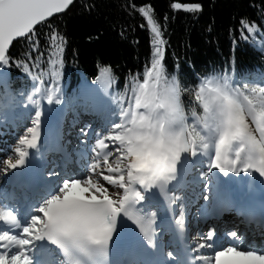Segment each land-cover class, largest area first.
<instances>
[{
	"label": "snow or ice",
	"instance_id": "1",
	"mask_svg": "<svg viewBox=\"0 0 264 264\" xmlns=\"http://www.w3.org/2000/svg\"><path fill=\"white\" fill-rule=\"evenodd\" d=\"M72 5L74 0H0V123L27 111L32 124L17 138L15 158L4 160L0 173L8 178L11 172L34 189L23 213L0 205V264H264V249L217 247L215 229L194 246L167 251L161 241V204L178 237L184 239L188 232L184 199L176 195L188 164L201 168L198 178L206 187V201L212 199V177L217 181L216 198L224 195L219 174L264 178V73L238 78L233 61L230 69L197 76L196 84L182 83L179 65L170 73L164 63V25L151 5L139 8L153 37V52L143 72L131 75L124 92L114 94L113 69L106 66L97 77L103 93L93 95L92 104L99 124L80 128L81 142L93 141L86 172L77 176L49 169L41 174L32 165L31 158L44 150L42 118L67 103L62 85L67 38L50 18ZM84 7L91 11L93 6ZM171 7L193 14L203 10L200 3L174 2ZM241 23L242 39L264 50V38L256 39L264 37V27ZM42 24L49 28L46 61L39 50L37 26ZM22 39L29 49L14 57L10 49ZM13 66L31 80L30 91L13 89L8 72ZM237 199L246 200L245 208L254 207L247 193L237 194ZM249 219L256 217L249 214ZM259 220L264 224V185ZM128 221L139 236L136 245L121 254L115 241ZM227 236L242 239L237 230ZM202 249L214 254H203Z\"/></svg>",
	"mask_w": 264,
	"mask_h": 264
},
{
	"label": "trees",
	"instance_id": "2",
	"mask_svg": "<svg viewBox=\"0 0 264 264\" xmlns=\"http://www.w3.org/2000/svg\"><path fill=\"white\" fill-rule=\"evenodd\" d=\"M174 2L200 3L203 10L195 14L175 10L171 7ZM84 5L93 6L92 10ZM146 5H151L154 17L164 25V63L170 73L177 72L179 65L182 83L196 84L197 76L230 69L233 61L238 78L264 73V50L241 35L242 21L264 27V0H75L66 12L51 19L67 38L63 83L80 78L93 80L110 66L117 78L115 90L124 92L130 76L143 72L153 52L152 34L139 11ZM37 28L39 50L46 61L49 28L47 24ZM262 38L256 37L257 41ZM28 49L22 39L14 42L10 52L19 57ZM8 72L28 78L16 66ZM25 86L20 82V89ZM185 103L187 106V95Z\"/></svg>",
	"mask_w": 264,
	"mask_h": 264
},
{
	"label": "rangeland",
	"instance_id": "3",
	"mask_svg": "<svg viewBox=\"0 0 264 264\" xmlns=\"http://www.w3.org/2000/svg\"><path fill=\"white\" fill-rule=\"evenodd\" d=\"M61 15V14H60ZM86 88V87H85ZM93 88V89H92ZM92 88L90 89V90H88V92H83L84 94H85V96L83 97V99H81V100H78V102L76 103V104H83V105H87V104H89V103H91L92 104V96L93 95H97V96H99V95H102V93H103V86L100 84V83H96V84H94L93 86H92ZM84 90H87V88L86 89H83V91ZM97 90H99V92H97ZM70 104V103H69ZM76 104H74V105H71V107H74V108H76L78 105H76ZM60 107H62V106H56L54 109L55 110H57L58 108H60ZM53 111V110H52ZM25 122H26V126L24 127V128H22L18 133V135L17 136H15V137H13L12 138V134H9V132H8V130L7 129H4V132H5V136L6 137H10L9 139H11L10 140V144H9V146L11 147V148H13L14 146H15V144H16V142H17V138L19 137V136H21V135H23V133H25V130H26V128L27 127H31L32 126V124H31V120L28 118V113H27V111H26V114H25ZM73 123H75V121L73 122ZM72 123V124H73ZM75 134H77L76 136H74V139H76L78 142H77V144H76V141H73V147H74V149H76L77 151H79V152H81V153H83V152H90V148H89V146L88 145H85L84 143H81V140H82V137H81V135H80V129L79 128H76V133ZM91 142H89L88 141V144H90ZM77 145L78 146H80V147H77ZM5 159H1V162L2 161H4ZM1 165V164H0ZM86 167H84L82 170H81V173H80V175H83L84 174V172H86ZM195 170H197V171H195ZM201 171V168H199V167H193L192 165H190V168H189V170H188V174H187V176H186V178H187V181H190V182H192L191 183V188H194L195 186H199V184L200 183H203L202 182V178H198V174H199V172ZM193 173H196V174H193ZM79 175V176H80ZM188 177H191L190 179H188ZM211 182V181H210ZM204 184V183H203ZM194 194H197L198 193V195H197V197L198 196H200L201 194H202V192L201 193H199V190H195L194 192H193ZM189 198H191V199H194V198H192L191 196H189ZM203 200V199H202ZM226 233V232H225ZM229 232H227V234H228Z\"/></svg>",
	"mask_w": 264,
	"mask_h": 264
},
{
	"label": "bare ground",
	"instance_id": "4",
	"mask_svg": "<svg viewBox=\"0 0 264 264\" xmlns=\"http://www.w3.org/2000/svg\"><path fill=\"white\" fill-rule=\"evenodd\" d=\"M0 127H1V124H0ZM25 133H23V135H24ZM41 134H42V130H41ZM2 138H3V136H2ZM1 138V139H2ZM4 140H5V142L4 143H2V148H0V159H7L9 156H13V158H15V156H14V153H13V151L11 150V149H8L6 146L9 144V140L7 139V138H4ZM16 145V144H15ZM3 162L4 161H2L0 164V167H3ZM190 165L191 164H188L187 165V167H188V170H189V168H190ZM214 171H216V170H214ZM255 177H258V178H260V180H261V184L262 185H264V178H261L258 174H255V175H253V176H245L244 174H241V176H239L238 177V179L240 180V181H242L244 178L246 179V180H248L249 178H252V179H254ZM3 173H0V187L3 185ZM1 201H4V200H0V205H3V206H5L6 207V204H3ZM4 202H6V201H4ZM185 202V201H184ZM7 203H14L13 201H7ZM226 228H224V229H219V230H217V233L219 234V235H221L224 231L223 230H225ZM224 235V234H223ZM231 240V239H230ZM248 248H249V250H251V249H264V246L263 245H261V244H259V243H257V242H253L252 243V245H249L248 244ZM203 250V249H202Z\"/></svg>",
	"mask_w": 264,
	"mask_h": 264
},
{
	"label": "water",
	"instance_id": "5",
	"mask_svg": "<svg viewBox=\"0 0 264 264\" xmlns=\"http://www.w3.org/2000/svg\"><path fill=\"white\" fill-rule=\"evenodd\" d=\"M74 1H75V0H74ZM61 14H62V13H61ZM56 15H59V14H56ZM56 15H54V16H56ZM54 16H53V17H54ZM50 19H51V18H50Z\"/></svg>",
	"mask_w": 264,
	"mask_h": 264
}]
</instances>
